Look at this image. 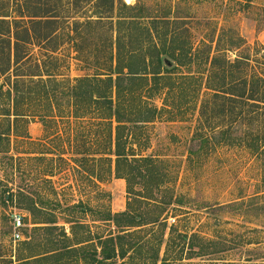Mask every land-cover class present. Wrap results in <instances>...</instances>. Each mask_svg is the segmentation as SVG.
<instances>
[{
  "label": "rangeland",
  "instance_id": "rangeland-1",
  "mask_svg": "<svg viewBox=\"0 0 264 264\" xmlns=\"http://www.w3.org/2000/svg\"><path fill=\"white\" fill-rule=\"evenodd\" d=\"M24 10L48 16L35 25L39 39L28 45L32 65L24 74L35 71L33 63L39 61L55 77L31 85V97L37 99L24 103L29 115L28 122L18 126L23 138L12 136L7 157L0 155V181L15 194L24 188L44 214L54 213L59 219L58 229L50 235L43 229L46 225L35 223L24 208V198L15 196L5 208L0 207V264H57L56 258L46 257L44 240L48 236L58 247L92 238L100 252L99 238L117 236L126 228L97 219L108 210H127L128 203L134 214L147 220L164 211L161 220L167 227L157 224L126 229L133 232L132 238L142 250L133 253L132 260L119 258L114 264H151L156 249L158 264H264V156L247 144L234 143L237 135L248 133L256 138L264 134V111L253 108L259 111L253 116L259 117L232 126L215 121L216 128H211L199 121L208 68L201 60L210 51L203 42L212 45V54L232 60L250 55L252 68L264 74V0H114V7L104 0H27ZM99 15L102 19L91 26L79 23L98 20ZM130 16H136L141 26L157 25L162 40L169 44L175 35L185 47L202 48L198 61L181 67L178 74L203 73L204 79L196 96L170 98L173 112H161L153 122L137 129L133 142L136 157H151L152 162L138 159L125 167L127 178L112 176L98 181L89 177L91 162L79 163L78 172L72 158L76 153L81 157L103 150L106 131L92 117L70 116L69 92L77 78L109 70L117 23ZM49 18L52 23L45 20ZM126 32L128 28L122 29L121 35ZM134 33L135 41L147 40L143 29ZM26 36L24 32V39ZM240 37L244 41L238 49ZM4 80L2 77L0 83ZM163 92L154 95L150 104L163 108ZM52 104L63 118L51 117ZM39 114L45 116L43 120ZM230 128L233 132L223 136L222 131ZM249 140L252 144L251 137ZM95 169L103 174L106 167L99 163ZM81 201L83 211L68 210ZM157 202L163 204L157 206ZM16 214L23 216L19 228L14 223ZM70 218L85 224L74 229L77 237L67 222ZM16 232L21 239L15 240ZM80 257L74 254L61 264H86Z\"/></svg>",
  "mask_w": 264,
  "mask_h": 264
},
{
  "label": "trees",
  "instance_id": "trees-1",
  "mask_svg": "<svg viewBox=\"0 0 264 264\" xmlns=\"http://www.w3.org/2000/svg\"><path fill=\"white\" fill-rule=\"evenodd\" d=\"M24 1L27 0H0V79L2 77L5 79L4 83H0V155L4 157H7L10 151L12 136L23 138L19 134L18 126L19 123L28 122L29 114L25 113L24 103L27 99H37V97H31V85L45 84L55 77L54 74L48 73L39 61L33 63L35 71L24 74V69H30L32 65L29 63L31 56L28 52V45L33 44V40L38 38L34 32L35 25H40L43 18L48 17L41 11L26 12ZM34 1L40 2L41 0ZM104 1L114 7V0ZM98 17H100L98 20L87 19L86 22L79 23L83 26H91L102 19L100 15ZM135 17L119 18L116 27L118 34L115 41L111 42L112 48L108 57L109 70L106 73L77 78L75 84L70 87L69 96L72 106L70 116L75 119L92 117L96 124L104 127L106 131V144L103 150H93L92 153L83 154L81 157L78 156L81 154L76 153L72 158L78 172H80L79 163L91 162L93 168L88 172L89 177L98 181L112 176L127 178L125 167L128 164V167H131V164L138 159L152 162L151 157H136L138 154L133 147V142L136 140L137 129L141 127L140 125L153 122L161 115V112H173L174 108L169 104L170 98L174 101L178 95L181 97L186 94L188 97L191 94L196 96L201 91L200 87L202 88L200 80L204 79L203 73L196 75L189 71L178 74L181 67H191L198 61L202 48L194 50L192 46L185 47L179 43L180 37L175 35L169 44L167 40H162L157 25L141 26ZM45 20L47 23H52L53 19ZM165 23L169 24L170 20H165ZM124 28H128L129 32L123 36L121 30ZM135 29L146 31L147 40L143 38L135 41ZM24 32L27 35L26 39H24ZM241 41L244 40L240 37V42L236 44L238 49L241 47L239 46ZM135 44H138V47ZM203 46L208 47L210 51L201 60V63L208 65L205 70L207 75L204 98L200 106L199 121L203 123L202 126L207 124L211 128H216L213 127L215 121L221 123L220 125L229 123L232 126L233 123L236 124L241 120L245 121L248 118L253 120L259 117V115L253 116L259 112L253 108L264 111V74L252 68L250 55H237L232 60L227 56L212 54V45L206 42H203ZM167 59L174 63L172 67L166 65ZM236 70L240 71L238 75L235 74ZM45 76L47 78H44ZM6 84L8 88H5ZM25 86L30 88L28 92H25ZM162 91H164V106L160 109L150 104L149 100ZM174 106L177 107L175 103ZM55 109L56 106L52 104L51 117L54 120L63 118L55 112ZM39 116L42 120L45 117L43 114ZM232 132V128L224 129L222 135L225 136ZM247 135L248 133L237 135L234 143L247 144L264 156V134L261 136L260 133L256 138L253 137L254 134ZM249 137L253 141L252 144ZM26 138L28 135H24V139ZM128 145L131 146L128 148ZM63 154L65 153L62 152L60 157L64 160ZM99 163L106 167L103 174H99L95 169ZM47 182L51 183V180ZM15 196L19 200L24 198V208L29 211L35 223L46 225L43 229L50 231V235H53L51 231L58 229L59 218L56 214H44L38 208L36 198L24 188H19L15 194L1 180L0 207L5 208ZM157 203L155 204L157 206L163 204L162 202ZM83 205L81 201L68 206V210L76 212L78 208H81L83 211L85 208ZM86 209L91 210L92 208L86 206ZM163 215L164 211L151 220H147L141 214H134L128 203L127 210L117 213L108 210L106 216L97 220L113 222L118 229L125 227L127 230L157 224L167 227L166 222L161 220ZM67 222L71 224V232L75 237L77 235L74 229L79 225L85 227V224L73 218L67 219ZM126 229L117 236L110 235L105 240L99 238L100 252L92 238L77 239L74 245H83L79 249L74 245L58 247L54 238L48 236L44 240L45 253L48 255L46 257L56 258L57 264H61L65 258L69 260V257L74 254L81 256L80 260L86 264H114L117 259L124 260L127 257L132 260L133 253L142 250V247H137L135 239L132 238L133 232H125ZM84 243L89 244L84 245ZM89 246L87 251H90V254H86ZM20 260L29 261L26 258H20ZM159 260L160 253L156 249L151 264H158Z\"/></svg>",
  "mask_w": 264,
  "mask_h": 264
},
{
  "label": "built area",
  "instance_id": "built-area-1",
  "mask_svg": "<svg viewBox=\"0 0 264 264\" xmlns=\"http://www.w3.org/2000/svg\"><path fill=\"white\" fill-rule=\"evenodd\" d=\"M14 223L17 228L21 227L23 225V216L21 214H16L14 218ZM15 240L21 239V234L19 232H16L14 234Z\"/></svg>",
  "mask_w": 264,
  "mask_h": 264
},
{
  "label": "water",
  "instance_id": "water-1",
  "mask_svg": "<svg viewBox=\"0 0 264 264\" xmlns=\"http://www.w3.org/2000/svg\"><path fill=\"white\" fill-rule=\"evenodd\" d=\"M165 63H166V65L169 66V67H172V66L174 65V63H173L171 60H169V59H167V60L165 61Z\"/></svg>",
  "mask_w": 264,
  "mask_h": 264
}]
</instances>
